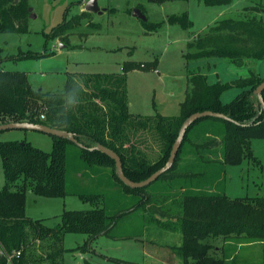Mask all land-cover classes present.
Masks as SVG:
<instances>
[{"label":"trees","instance_id":"1","mask_svg":"<svg viewBox=\"0 0 264 264\" xmlns=\"http://www.w3.org/2000/svg\"><path fill=\"white\" fill-rule=\"evenodd\" d=\"M150 1L164 4L190 0ZM199 1L207 7H230L234 3V0ZM29 8L28 0H0V35L28 32ZM139 8L142 9V5ZM241 14L243 18L239 17ZM82 15L88 17L89 13ZM167 21L185 30L194 26L188 13L169 16ZM144 23L149 31L161 26L150 24L149 20ZM68 27L65 22L47 39L62 36ZM195 36L188 44V53L184 54L188 63L224 59L242 67L248 61H263L264 4L249 0V5L242 8L237 17L222 18ZM2 53L0 46V125L28 122L74 134L81 146L82 162L91 168L106 169L104 174L109 171L120 184L121 194L130 199L114 211L106 201L104 207L87 211L66 210L61 215L60 225L47 227L42 220L27 216V197L29 193L45 198L69 195L68 148L74 142L53 136L51 153L26 141L0 142V160L6 181L0 189V245L2 243L8 251H22L15 264H63L65 235H87V246L99 237L112 236L123 217L138 211H155L165 218L155 217L164 229L181 233L178 253L182 264H226L227 259L213 255L217 250L210 243L218 238L237 239L239 245L262 244L264 264V196L231 199L223 185L227 166H240L245 160L258 161L251 141L264 139V108L258 97L255 99V91L264 83L261 74L250 71L248 77L233 83L217 81L211 84L207 76L190 71L191 88L180 105L178 116L142 117L130 113L128 73L133 70L157 71L158 61L126 62L121 74H68L64 90L52 93L32 89L24 72L4 70ZM48 54L54 52L48 53L46 49L43 55ZM74 82L81 85L79 102L65 112L61 107V96ZM233 87L241 93L232 102L224 104V93ZM262 96L264 99V91ZM207 111L222 114L228 120L204 117L192 124L175 163L156 181H165L170 192L166 198L176 200L179 211L173 220L167 218L162 206H155L163 199L160 192L149 190L153 183L136 189L126 186L119 179L116 162L96 149L103 146L116 152L128 179L146 181L167 165L185 121L196 113ZM77 195L93 205H98L101 200L97 195ZM0 264H8L7 259L0 256Z\"/></svg>","mask_w":264,"mask_h":264},{"label":"rangeland","instance_id":"2","mask_svg":"<svg viewBox=\"0 0 264 264\" xmlns=\"http://www.w3.org/2000/svg\"><path fill=\"white\" fill-rule=\"evenodd\" d=\"M89 0H28L32 8L28 17V32L0 35L3 50L2 68L10 72H24L32 89L60 93L64 90L68 74L77 76L92 74H121L126 62L158 61L159 73L133 70L128 73L127 92L130 113L142 117L162 115L175 117L185 101L189 85V72L197 71L208 77L212 84L217 81L233 83L248 77L250 71L264 77V60L248 61L242 67L224 59H207L187 62L188 44L195 33L209 29L210 22L217 20L221 9L207 7L199 0L172 1L164 4L150 0H99L103 14H82ZM264 4V0H257ZM142 5V9L139 6ZM249 0H234L226 7L225 17H237ZM141 9L150 24L161 26L149 31L144 21L133 15ZM188 13L194 22L190 30L170 25L167 18ZM82 15V16H81ZM243 18V14H241ZM67 22L69 27L57 38L48 35ZM214 24V23H213ZM194 34V35H193ZM61 44L65 48H61ZM54 52L52 55L45 53ZM29 57V58H26ZM241 90L233 87L226 91L224 104L235 100ZM257 99V95L255 96ZM26 141L36 148L51 153L53 136L40 131L9 129L0 131V142ZM257 162L245 160L240 166H227L226 194L231 199L264 196V139L251 141ZM81 146L75 143L68 148L67 184L69 195L65 198H45L29 193L26 214L32 220H42L47 227L61 224L64 211H87L107 206L114 211L130 199L121 194L120 184L106 169L86 166L80 158ZM158 151V150H155ZM89 168V169H87ZM80 175H82L80 177ZM5 175L0 160V189L5 185ZM198 182V181H197ZM117 184V185H116ZM166 182L153 183L149 190L160 192L167 218H174L179 211L176 200L166 198L170 194ZM100 197L98 205L82 199L77 194ZM136 199V198H135ZM134 199H132L133 201ZM137 200V199H136ZM179 204V203H178ZM155 217V211L135 212L123 217L112 232L89 242V236L70 233L64 237L63 264H182L178 246L182 242L180 232L164 229ZM165 219V218H164ZM173 220V219H172ZM147 224L148 227L146 226ZM172 232V233H171ZM211 240L217 258L227 259L226 264H263V245L242 244L237 239ZM41 244L40 243H37ZM155 249L154 261L146 248ZM32 250V249H29ZM235 254V251H237ZM234 255V256H233ZM232 257V258H231Z\"/></svg>","mask_w":264,"mask_h":264},{"label":"water","instance_id":"3","mask_svg":"<svg viewBox=\"0 0 264 264\" xmlns=\"http://www.w3.org/2000/svg\"><path fill=\"white\" fill-rule=\"evenodd\" d=\"M29 11H32V8H29ZM85 11L91 12V13L103 14L106 11V9L100 8L99 0H89L85 4ZM133 15L135 17L142 19L144 22L148 21V18L145 16V14L139 8L133 12ZM61 48H64V46L62 45ZM263 91H264V83H262L257 88V90L255 91V94L257 95L261 106L264 108V99L262 96ZM204 117H215V118H221V119L228 120V118L226 116L219 114V113H214L211 111H207V112H203V113H196V114L192 115L189 119H187L185 121V123L183 124V126L181 128L179 137L177 138V140L173 146L171 156L169 158L167 165L164 168H162L161 170L157 171L155 174H153L149 179H147L146 181H143V182H133L125 176L122 160L116 152L109 150L103 146H98L96 149L102 151L103 153L108 155L110 158H112L116 162V168H117L119 179L126 186L133 188V189L142 188V187L151 185L152 183L156 182L164 173H166L173 166V164L175 163L177 154H178V152L182 146V142H183L184 136H185L188 128L192 124H194L198 119H201ZM9 129H25V130L40 131V132H44L46 134H49L51 136H55V137H59V138H68L71 141H73L74 143L79 145L74 134L69 133V132L64 131V130L51 128L49 126L42 125V124H33V123L26 122V123H9V124L0 125V131L9 130Z\"/></svg>","mask_w":264,"mask_h":264},{"label":"clouds","instance_id":"4","mask_svg":"<svg viewBox=\"0 0 264 264\" xmlns=\"http://www.w3.org/2000/svg\"><path fill=\"white\" fill-rule=\"evenodd\" d=\"M81 85L79 82H74L70 86H67L61 96V107L63 111L67 112L71 110L79 102V92Z\"/></svg>","mask_w":264,"mask_h":264},{"label":"built area","instance_id":"5","mask_svg":"<svg viewBox=\"0 0 264 264\" xmlns=\"http://www.w3.org/2000/svg\"><path fill=\"white\" fill-rule=\"evenodd\" d=\"M21 255V250L8 251L7 248L1 243L0 256L5 257L8 261V264H15V262L20 259Z\"/></svg>","mask_w":264,"mask_h":264},{"label":"crops","instance_id":"6","mask_svg":"<svg viewBox=\"0 0 264 264\" xmlns=\"http://www.w3.org/2000/svg\"><path fill=\"white\" fill-rule=\"evenodd\" d=\"M210 8H212V7H210ZM220 9H221V11L219 12V17H217V20L216 21H213V23H216L217 21H219L220 19L219 18H221L222 16H224V14H225V11H226V9H228V8H226V7H219ZM190 16V15H189ZM191 18V17H190ZM192 20V19H191ZM193 21V20H192ZM194 23V22H193ZM212 25H213V23L212 22H210ZM212 25H209V26H212ZM210 28V27H209ZM196 38V36H193L192 37V40H191V42L194 40ZM61 46H62V44H61ZM64 46V45H63ZM64 48H65V46H64ZM155 73H159L160 74V71L159 70H157V71H154ZM180 246V245H179ZM146 251H147V255H145V256H149V258L152 260V262L154 261V259H156V257H155V253H156V251H155V249H153V248H149V247H147L146 248Z\"/></svg>","mask_w":264,"mask_h":264}]
</instances>
